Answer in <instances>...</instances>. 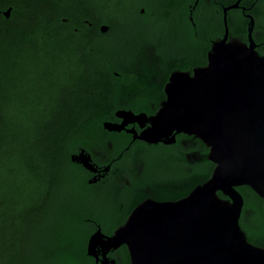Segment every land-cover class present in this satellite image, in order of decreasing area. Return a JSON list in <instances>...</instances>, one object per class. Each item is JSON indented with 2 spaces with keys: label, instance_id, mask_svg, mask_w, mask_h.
<instances>
[{
  "label": "trees",
  "instance_id": "obj_1",
  "mask_svg": "<svg viewBox=\"0 0 264 264\" xmlns=\"http://www.w3.org/2000/svg\"><path fill=\"white\" fill-rule=\"evenodd\" d=\"M183 1L0 0V264H83L98 225L110 234L126 221L132 210L87 198L90 173L71 152L101 137L117 109L152 111L153 97L127 92L141 84L130 71L144 45L167 67L207 63L188 18L170 14ZM238 189L253 214L240 223L264 247V199Z\"/></svg>",
  "mask_w": 264,
  "mask_h": 264
},
{
  "label": "water",
  "instance_id": "obj_2",
  "mask_svg": "<svg viewBox=\"0 0 264 264\" xmlns=\"http://www.w3.org/2000/svg\"><path fill=\"white\" fill-rule=\"evenodd\" d=\"M166 89L155 114L120 116L149 122L141 137L186 132L201 138L211 148L213 173L187 197L142 203L111 236L99 229L90 248L126 244L132 264H264V247L240 223L238 189L248 185L264 199V56L240 41L217 42L206 66L174 73ZM76 159L92 166L83 153Z\"/></svg>",
  "mask_w": 264,
  "mask_h": 264
},
{
  "label": "flooded vegetation",
  "instance_id": "obj_3",
  "mask_svg": "<svg viewBox=\"0 0 264 264\" xmlns=\"http://www.w3.org/2000/svg\"><path fill=\"white\" fill-rule=\"evenodd\" d=\"M183 2L186 6L184 12L179 10L181 2H177L175 10L172 9L170 14L188 18V31L191 36L199 39V47L206 50L207 63L195 64L192 68L185 65L167 67L165 61L156 55L155 48L144 45L142 57L133 63L134 69L130 68V72L135 73L141 84L127 92L129 97H153L145 103L146 109L152 111L148 113L146 110L135 112L128 108L117 109L116 119L104 121L105 131L101 137L87 146L82 145L79 151L71 152V159L90 173H86L90 184L87 198L96 205L118 209L119 214L125 209L133 211L148 200L177 201L187 197L197 185L202 184L200 180L211 171V148L201 138L186 132L159 138L141 137L139 135L148 130L151 124L124 122L119 113L133 111L136 114L147 113L149 116L155 114L167 98L166 88L172 75L176 72L193 74L196 68L206 66L209 53L217 42L240 41L253 45L264 56V0ZM143 5L140 8L142 13L146 9ZM109 29L108 24L101 25L103 32ZM186 58L190 57L178 60L182 59L185 64L186 61L189 62ZM162 95L165 97L161 99ZM82 153L90 158L91 167L76 159ZM252 215V211L247 210L242 212L241 218L250 220ZM99 229L107 236L113 235L116 230L110 234L105 233L102 226L98 225L88 239L87 258L82 256L81 263L128 264L123 247H127L130 255L126 244L116 248H96L95 251L90 248V239Z\"/></svg>",
  "mask_w": 264,
  "mask_h": 264
},
{
  "label": "rangeland",
  "instance_id": "obj_4",
  "mask_svg": "<svg viewBox=\"0 0 264 264\" xmlns=\"http://www.w3.org/2000/svg\"><path fill=\"white\" fill-rule=\"evenodd\" d=\"M52 237H53L52 235H50V234L48 235V239H49V240H51Z\"/></svg>",
  "mask_w": 264,
  "mask_h": 264
},
{
  "label": "bare ground",
  "instance_id": "obj_5",
  "mask_svg": "<svg viewBox=\"0 0 264 264\" xmlns=\"http://www.w3.org/2000/svg\"><path fill=\"white\" fill-rule=\"evenodd\" d=\"M93 241V240H92ZM91 249H92V243H91Z\"/></svg>",
  "mask_w": 264,
  "mask_h": 264
}]
</instances>
